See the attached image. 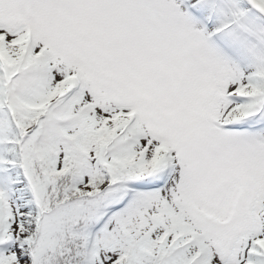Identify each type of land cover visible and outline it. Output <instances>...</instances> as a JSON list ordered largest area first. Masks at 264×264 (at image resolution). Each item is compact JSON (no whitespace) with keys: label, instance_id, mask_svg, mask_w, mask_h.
Returning <instances> with one entry per match:
<instances>
[{"label":"snow or ice","instance_id":"6c2138e0","mask_svg":"<svg viewBox=\"0 0 264 264\" xmlns=\"http://www.w3.org/2000/svg\"><path fill=\"white\" fill-rule=\"evenodd\" d=\"M0 264H264V0H0Z\"/></svg>","mask_w":264,"mask_h":264}]
</instances>
